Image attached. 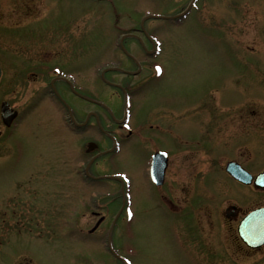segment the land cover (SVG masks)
Returning <instances> with one entry per match:
<instances>
[{
  "label": "rangeland",
  "instance_id": "obj_1",
  "mask_svg": "<svg viewBox=\"0 0 264 264\" xmlns=\"http://www.w3.org/2000/svg\"><path fill=\"white\" fill-rule=\"evenodd\" d=\"M185 2L0 0V103L7 100L21 111V118L9 130H5L0 118L4 132L0 137V197L12 185L17 200L24 201L27 195L22 192L39 184L36 199L43 202L29 215L43 220L40 227L32 225L31 235L41 232L43 236L24 241L29 261L87 264L95 260L116 264L105 248L106 228L99 237L87 236V229L97 220L91 211H99L109 223L119 216L123 205L111 204V200L117 201V196H110L119 189L117 181L107 178L86 182L75 174L87 158L84 140L95 134L86 138L78 134L75 143L64 134L58 106L45 95L49 91H42L41 79L23 75V61H38L36 54L42 44L48 50V60L63 62L77 71V83L82 89L117 106L115 89L104 85L99 76V70L111 62L129 65L114 44L122 33L117 27L137 25L146 13L164 16L181 10ZM198 3L200 21L191 12L178 23L157 18L144 22L146 28L156 29L161 52L154 63L162 68L163 76L158 84L144 89L142 108H134L132 119L143 115L148 118L154 104L171 99L165 103L175 105L173 111H186L181 122L176 113L169 114L172 125H179L188 134L200 125L201 131L205 127L204 142L192 139L185 145L188 152L179 150L183 148L180 143L167 142L173 155L165 194L169 193L181 207V195L187 197L183 211L170 210L159 198L146 177L147 157L137 151L133 141L119 158L109 155L94 165L99 173L123 170L128 181L127 215L122 212L119 216L112 245L129 258L130 264H264V246L245 252L229 235L235 224L224 217L228 205L237 202L250 207L261 198L223 171L230 159L255 170L264 165V3ZM86 42L91 48L85 46ZM87 55L91 63L86 61ZM117 70L115 66L107 67L101 73L120 80ZM71 101L79 105V100ZM199 105L203 110L201 116H196L195 106ZM209 117L213 130L207 127ZM26 168L40 174L21 179ZM10 169L12 175H8ZM28 200L35 197L30 195ZM108 201L110 208H84L89 202L94 205ZM4 211L2 202L0 264H13L20 253L15 249L20 246L4 239ZM13 228L23 227L14 223Z\"/></svg>",
  "mask_w": 264,
  "mask_h": 264
},
{
  "label": "flooded vegetation",
  "instance_id": "obj_2",
  "mask_svg": "<svg viewBox=\"0 0 264 264\" xmlns=\"http://www.w3.org/2000/svg\"><path fill=\"white\" fill-rule=\"evenodd\" d=\"M192 1L193 5L191 6L190 3ZM199 1L200 0H186L181 10L169 12L166 14L170 17L167 20L169 22L177 21L179 18L177 14L186 9V17L191 12H193V14L197 16L198 20L201 12V9H199ZM261 3L263 4L264 0H261ZM262 12L264 14V10H262ZM198 21H200V19ZM121 32L122 33L120 34L119 39L114 42V44L116 48H119L120 52L124 54L125 58L129 62V65L123 67L118 66L117 63L111 62L112 65L108 66L118 67L117 74L120 75V80H117L116 78L106 77L105 73V79H102L100 74L102 69H104L105 67L101 68L99 73L102 83L107 87L115 89V93L118 98L117 106H113L105 99L92 97L87 90L82 89L77 83V71L73 68L72 70H70L71 67L67 66L63 62L57 60H54V62H52L48 60V57H46V55L48 54V50L44 49L42 44H40L41 46H39V51H37L36 54V58H39L38 61L33 63L29 61V59L28 61L22 60L25 65L23 67L21 66V68L26 70L23 75H25V77L27 78L41 79L42 91H49V93L45 92V95L49 97V100L53 105L58 106V110L61 113V127L64 130V134L71 137L72 142L75 143L74 138L78 134H85V138L88 135L95 134V137L89 136L86 140H84L85 146L83 152L87 156V158L82 167H79V169H75V174H78L81 180H84L86 182L95 181L97 179L107 180V178H110L107 176H116V178H110L119 183V189L113 196H117V201L111 200V204L118 203L119 206L123 205L119 216L122 212L125 215V209L127 206H129V202L127 201L128 194L126 193L128 183V181L126 180V176L124 175L123 170H117L113 173H99L94 165L96 163L99 164V162H101L100 160L104 161L105 157L109 155H116L117 158H119V154L122 153V150L131 141H133L134 145H136V147L138 148L137 151L139 153H143V155L147 157L146 177L153 186L159 198L170 210L175 212H178L179 210L183 211L184 207L187 204V197L181 195V199L179 201L181 204H183V206L181 207L173 200L172 196H170L169 193L168 195L165 194L167 183L166 175L168 173L170 161L173 155V149L169 148L167 142L173 140L176 143H180L183 148L179 150L188 152L189 150L185 147V145L188 144L189 141H194L192 139L197 140V142H204L205 127L203 131H201L200 125V127L195 128L192 133L188 134L187 132L181 130L179 125H172L169 122L168 115L173 112L176 113V119H178V121L180 120L179 122H181L186 111L183 109H181L180 111H173L175 105H170L171 103H165L172 101L171 99L165 102L159 100L158 103L154 104L155 109L150 112V116L148 118H145L143 115L142 117L135 118V121H132L134 108H142L143 102L140 101V99H142L141 95L143 94L144 89H146L149 84L151 86L158 84L157 82L160 80L161 76H163L162 68L159 67L157 63H154L155 58H157L161 51L159 52L157 50L156 41L154 39L156 36V29H154L153 27L146 28L144 22L143 24L139 23L137 25H132ZM123 35L127 36L124 37L121 41L120 38ZM129 44L131 46H129ZM85 46L87 48H91V44H89L88 42L85 43ZM60 50L63 52V49ZM104 52L105 51L103 50V53ZM87 57L89 58H87L86 61H89L91 63V57L89 55H87ZM66 62L68 61L66 60ZM71 98L79 100V105H75L71 101ZM13 107L18 110L16 119L21 117L20 110L15 106ZM201 107L202 106L200 105L195 106L196 116H201L200 112L203 110ZM212 108L215 109V106H213ZM210 112H213V110L209 111V113ZM15 120L9 127H6L5 130L11 129L13 125L16 124ZM199 120L201 121V119H198V121ZM208 121V129L213 130L214 123L212 119ZM8 136L10 139L11 134H9ZM90 142L94 144L92 145L93 150L87 151L90 147L88 144ZM159 152L166 153V166L162 183L160 185H155L150 179L149 168L152 156ZM88 163L90 164L87 173L85 168ZM116 163L118 162H115L114 164ZM240 165H242L254 176L264 170V165L258 170L245 167L241 163ZM11 171V169L10 172L8 171V175H12ZM223 171L225 173L224 167ZM29 174L38 176L40 173H32L31 170L28 171V168H26L21 179L26 178ZM122 175L123 177H121ZM120 177L122 178V180ZM12 180L13 178L11 179V181ZM238 184L250 189L254 194H256L257 198H261L255 205H252L250 207L244 208L236 202V204L228 205L230 206L229 210L226 211V208L228 206L224 210L225 219L235 224L234 228L230 227L229 229L230 237L234 242H239V246L245 252L250 253L252 251H257V249L250 248L242 242L238 234L237 226L248 213L258 208H264V188H258L253 184ZM39 190V184H35L34 188H32L31 191L24 190L22 193H26V200L19 201L17 200L18 196L12 193L13 189L12 185H10V188L6 189L5 194L0 197V204L2 202L5 203L4 212L7 215V227L5 228L6 234H4V239L10 240L11 244L20 246L19 248L15 249V251H20V253L17 255L15 254L16 259L14 260L13 264H29L30 262L31 264H35L31 259L29 261L28 255L25 254L27 248L24 241H27L30 237L40 238L41 236H43L41 232H38L36 235L35 233L34 235H31L33 233L32 225H34L35 227H40L43 225V220H39V217H32L29 215L30 213H35L38 210L40 203L43 202L37 201L36 199V197H38ZM30 195L32 197H35V200H28V198L30 199ZM20 197H23V195H20ZM109 203L110 201L106 203L96 202V204L93 205L91 204V202H89V206H84V208H90V206L95 208H110ZM91 213L97 217V220L92 225V227L87 229V236L93 235L95 237H99V235H103L102 233L106 228L104 235L106 241V251L108 252L110 257L114 259V262L116 264H125L124 259L127 258V256L122 255L115 248L109 249L107 245V238L109 235L111 237V240L114 239L115 228L117 226V220L119 216L116 218L115 222H113L115 218L113 217L112 220L107 223L105 216L101 215L99 211L94 210L91 211ZM225 213H229V215L226 216ZM32 220L34 221V223L32 222ZM14 223L15 225H21L23 228L14 229ZM106 223L109 224L107 227ZM29 224L31 226H29ZM102 226H104V228ZM40 230L43 231V229ZM78 230L83 232L82 229ZM116 235L119 236L120 233H117L116 231ZM87 264L103 263L100 261L89 260Z\"/></svg>",
  "mask_w": 264,
  "mask_h": 264
},
{
  "label": "water",
  "instance_id": "obj_3",
  "mask_svg": "<svg viewBox=\"0 0 264 264\" xmlns=\"http://www.w3.org/2000/svg\"><path fill=\"white\" fill-rule=\"evenodd\" d=\"M149 17H162V16H147L143 20ZM1 117L6 125H9L12 119L16 115V111L13 110L7 102L1 104ZM91 149V148H90ZM160 157V155H158ZM158 156L156 158H158ZM164 156V155H162ZM155 158V159H156ZM158 160V159H157ZM162 163L157 164L154 167V159L152 163V177L156 183H160L162 172L164 170L165 158H161ZM226 171L235 179L242 183L249 184L253 181V184L259 187H264V171L258 174L254 180L250 173L245 171L239 164L229 161L226 164ZM229 213H226L228 216ZM239 233L243 238V241L251 247H259L264 243V219H259L258 210L250 213L240 224Z\"/></svg>",
  "mask_w": 264,
  "mask_h": 264
}]
</instances>
